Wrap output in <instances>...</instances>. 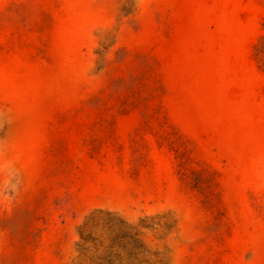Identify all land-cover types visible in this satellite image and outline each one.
Returning a JSON list of instances; mask_svg holds the SVG:
<instances>
[{
    "label": "rangeland",
    "instance_id": "374dc122",
    "mask_svg": "<svg viewBox=\"0 0 264 264\" xmlns=\"http://www.w3.org/2000/svg\"><path fill=\"white\" fill-rule=\"evenodd\" d=\"M0 264H264V0H0Z\"/></svg>",
    "mask_w": 264,
    "mask_h": 264
}]
</instances>
